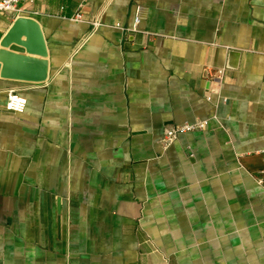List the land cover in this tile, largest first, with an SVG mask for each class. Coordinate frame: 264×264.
Instances as JSON below:
<instances>
[{
	"label": "crops",
	"instance_id": "crops-1",
	"mask_svg": "<svg viewBox=\"0 0 264 264\" xmlns=\"http://www.w3.org/2000/svg\"><path fill=\"white\" fill-rule=\"evenodd\" d=\"M18 16L47 74L0 76V264H264V0H34L0 40Z\"/></svg>",
	"mask_w": 264,
	"mask_h": 264
},
{
	"label": "water",
	"instance_id": "water-1",
	"mask_svg": "<svg viewBox=\"0 0 264 264\" xmlns=\"http://www.w3.org/2000/svg\"><path fill=\"white\" fill-rule=\"evenodd\" d=\"M45 54L38 23L31 17L18 16L0 40V76L14 78L15 71L28 66L32 70L30 80L41 82L47 74Z\"/></svg>",
	"mask_w": 264,
	"mask_h": 264
},
{
	"label": "built area",
	"instance_id": "built-area-1",
	"mask_svg": "<svg viewBox=\"0 0 264 264\" xmlns=\"http://www.w3.org/2000/svg\"><path fill=\"white\" fill-rule=\"evenodd\" d=\"M34 0H0V12H12L19 11L20 5L23 3H32ZM142 17V7L138 5L135 10L134 21L132 29H136L138 23ZM80 18V15H77ZM116 26L121 27L119 24ZM205 77L208 81L214 83H221L222 80V69L206 68ZM26 100L23 96L17 94L14 91L7 92L5 108L11 111L20 112L25 107ZM207 126V120H196L192 123H183L175 126H171L165 129L163 135L159 139L161 148L164 150L170 146V144L180 134L203 130ZM257 183L264 185V168L259 169L254 175Z\"/></svg>",
	"mask_w": 264,
	"mask_h": 264
}]
</instances>
